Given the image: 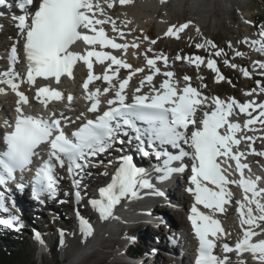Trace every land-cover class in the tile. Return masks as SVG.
<instances>
[{
	"label": "snow or ice",
	"instance_id": "6c2138e0",
	"mask_svg": "<svg viewBox=\"0 0 264 264\" xmlns=\"http://www.w3.org/2000/svg\"><path fill=\"white\" fill-rule=\"evenodd\" d=\"M5 0H0L3 4ZM134 0H18L17 7L21 14L14 16L15 27L18 29L17 40L10 49L9 67L0 72V85H7L18 97L16 101V117L14 122L5 121L9 131L0 136V143L5 147L0 150V212L8 213L6 218H0V226L5 228L23 227L16 215L10 214L6 205L5 191L11 181L16 179L19 171H31V166L37 157L42 162L35 168L31 188L33 198L44 203L45 197L54 199L59 192L60 178L56 168H67L73 178V193L65 192V196H74L77 204L83 200L81 179L79 178L88 167L95 166L94 158L110 151L117 144L136 145V151L143 157L153 156L157 164L152 169L160 182L169 180L174 174L184 173L188 168L185 158L191 160L190 184L187 189L194 196L195 203L191 207V221L194 233L199 241L198 255L195 264H233L229 253H251L253 258L264 264V238L253 240L264 235V187L258 182L262 177L251 175L249 164L242 163L248 155L255 154L264 157V150L254 147L258 141H264V136L257 137L255 127L259 124L264 129V101L255 98L241 102L234 97L227 100L219 96L207 97L190 83L191 78L183 77L185 86L179 87L178 82L172 83L169 78L173 71H163L158 62L166 68L169 57L163 52H155L153 47L157 38L143 35L128 41L126 37L134 29L124 30L131 20L118 23V18L110 14L116 6L132 4ZM163 3L164 0H161ZM191 21L170 24L163 37L179 39ZM110 27V33H109ZM199 32V29H196ZM259 39L245 38L238 43H245L257 53L264 54V27L257 33ZM122 41V42H118ZM23 41L22 50L27 64V72L16 71L19 62L17 45ZM144 41L149 46L144 51L149 74L140 80L131 98L126 89L132 77L143 73V67L134 68L126 59L128 49H139ZM84 47L81 49L80 45ZM196 49L208 50V56L187 55L175 56L176 61L186 60L199 68L206 64L207 68L216 73V82L225 80L220 73L217 60L223 57V63L233 69L239 68L245 77L252 73L247 68L232 63L228 52L212 41L205 39L195 44ZM107 49V50H106ZM228 49L236 57L246 55L233 48L231 41ZM113 50L121 55L113 54ZM153 55L149 57L147 54ZM135 54V53H134ZM82 62L86 65L87 76L83 82L86 99L90 102L88 112L96 113L102 105L101 97L112 94L107 99V107L95 116L86 119L75 130L67 132L66 127L74 124L64 112L57 114L51 111L48 116L33 115L24 111V105L29 104V98L20 90L21 84L35 86L37 77L54 78L57 83L61 77L74 78V68ZM107 62V63H106ZM94 63L105 66L102 74L94 73ZM253 67L260 70L264 76V60L252 62ZM121 70H127L128 75L120 78ZM162 74L166 77L156 87L154 76ZM202 79V78H201ZM106 82L107 87L90 88L93 82ZM230 82V81H229ZM149 86L147 93L142 92L145 84ZM259 89H252L245 96L264 95V81L257 80ZM207 87V85H201ZM6 93L0 87V94ZM35 98L45 108L49 102H60L64 94L47 85L37 87ZM68 106L74 100L73 95L66 97ZM211 100L209 104L208 101ZM238 110V111H237ZM200 113L201 115H198ZM243 114L245 119L241 124L238 117ZM84 116L81 113L76 120ZM230 161H234V167ZM100 163H103L101 161ZM111 180L106 186L99 188V198H91L88 204L99 214L101 220L114 218V209L122 200L136 199L142 189L150 190L154 196H163L152 182L148 169L138 166L132 155H121L117 158ZM113 164L112 160L108 165ZM231 169V171H229ZM248 170L246 175L245 170ZM233 173H239V178H230ZM107 175V172L104 173ZM229 185H238L243 190V199L232 200L233 193ZM22 189V183L17 184ZM235 203L240 217L242 236L236 239L234 245L224 239L227 235L221 227V222L213 215L200 211L198 205L212 213H226V205ZM79 231L87 238L94 232L91 222L79 216ZM36 239L43 243L40 234ZM135 241V237L129 238ZM63 244V232H61ZM219 248L224 255L214 253ZM237 264H245L238 260Z\"/></svg>",
	"mask_w": 264,
	"mask_h": 264
},
{
	"label": "rangeland",
	"instance_id": "374dc122",
	"mask_svg": "<svg viewBox=\"0 0 264 264\" xmlns=\"http://www.w3.org/2000/svg\"><path fill=\"white\" fill-rule=\"evenodd\" d=\"M235 1V3L230 4L223 0L221 6L218 4L213 7L212 10H208V15L205 20L199 18L196 12L191 9L190 0H185L181 7L169 3L166 7L161 9L158 17H161L162 15L165 16L166 12L170 10L171 18L168 20L169 25L184 23L187 21H191L192 24L183 34H181L179 39H176L175 37H163L164 31L163 33L158 32V27L154 22L149 24L147 35L150 38L160 37L156 44L157 50L154 51L163 52L164 54L169 55L170 59L174 62V69L177 70L175 73L179 79H183V77L187 75L199 84L205 81L207 83V92H218L226 95L236 94L237 96L241 97L243 101L245 93L253 89L252 87L248 86V84L252 81L253 76L256 74L261 76L260 70L253 67L252 62L256 60H264V54L257 53L256 51L252 50L248 44L238 43V41L244 40L251 34H254L255 37H258L257 33L260 28L255 29L253 26V20L258 21L260 25L263 24L264 0ZM218 7H223V9L221 10ZM197 28L199 29V32H197ZM10 30L11 29L9 25H4L2 34L0 35V42L3 41L6 44L4 46L6 47L5 49H8L10 45ZM139 37L142 38L141 35ZM205 39L212 40L218 46V48H224L228 52V56L232 63H235L242 68H247L252 73V75L250 77H245L239 68L233 69L230 66L225 65L223 63V57L217 58L213 56V58L217 60L220 73L225 76V80H223V82H216V73L207 68V66L201 65L199 68H197L193 65H189L186 60H175V56L177 54H180L182 57L191 54H199L207 57L208 50L195 48L196 43H202ZM229 41H231L234 49L241 50L246 55L241 57L234 56L233 52L228 49ZM146 42L148 43V41ZM147 47L148 46H144L143 50L145 51ZM144 51L139 52L142 60H144ZM148 55H153V53L149 52ZM182 66H185V68L181 69ZM199 74H201V77L203 78L201 81L199 80ZM261 77L264 78V76ZM254 88H259L257 83H255ZM5 111L6 110L3 108V114ZM259 142L263 143L264 146V142ZM175 191L177 194L181 192L178 188ZM70 199L71 195L53 203L52 206H50L51 209H43V214L47 219L49 218V220L51 218L50 215L54 213L52 217L55 218L54 220L52 219L51 222L55 223V227L61 225L60 229L66 230V232L63 233V244H61V235H58V231L56 233L50 229L48 224H45L44 229L46 232H48V230L50 231L48 235L47 250L44 255L39 256L36 244L33 240H31V235L29 233V228L31 229L32 226L30 227V225H25L19 230V232H21V237H23V250L22 258L19 262H17V264H120L121 260L119 259L123 257V254L120 252H123L122 249L127 244H129V250L132 243L133 244L131 245V248L132 246H136V244H134L135 241L133 242L129 238H136V236H138V231L142 227L147 228L152 233H156L157 231L155 238L161 240L165 245L168 244L165 224L163 227L161 224L159 228L155 230V232L152 231L154 229H152L153 225L151 224V226L148 224H141L137 229L129 230L121 227L116 229L118 231L117 233H110L108 236L105 235L103 242L90 249L86 256L72 260V253L77 250L86 240L83 239L82 234L76 228L72 219L69 216L62 214L63 211H69V209H72V203L70 202ZM155 211L167 213L171 219L180 222V219L177 218L178 215L174 210H168L159 204V207H157ZM55 237H57L56 244L55 246H52V242ZM113 241H116V245L114 248H109L108 245ZM8 244L9 246H14V243L11 241L8 242ZM139 244H141V241ZM150 259L151 258H147L145 264H152L153 260ZM164 259L166 260L167 258L159 257L156 259V261H154V264H162Z\"/></svg>",
	"mask_w": 264,
	"mask_h": 264
},
{
	"label": "bare ground",
	"instance_id": "6f19581e",
	"mask_svg": "<svg viewBox=\"0 0 264 264\" xmlns=\"http://www.w3.org/2000/svg\"><path fill=\"white\" fill-rule=\"evenodd\" d=\"M9 1V0H7ZM227 3H235V0H224ZM185 0H164V2L162 3L161 0H134V2L132 4L129 5H125V6H116L113 10H111L110 14L113 15L114 17L118 18V23L122 22L124 20H131V24H128L125 26L124 30L127 32L128 29H134L133 32H131L126 39L128 41H131L133 39V37H137V36H143V35H147L148 32V28H149V24L154 22L156 24V26L158 27V32H162L165 31V29L168 27L169 25V18H171V12L170 10L168 12H166L165 16H161L158 17L160 11L162 8L166 7L169 3H172V5L175 6H182L184 4ZM223 0H190V7L191 9H193L196 14L198 15L199 18L205 20L207 18L208 15V10H212L213 7H215L216 5H220L222 4ZM118 3V0H117ZM217 3V4H215ZM1 5H3L4 7H6L7 5L5 4H0V8ZM172 7V6H171ZM170 7V8H171ZM174 8V7H173ZM219 8V7H218ZM219 9H223V7H220ZM1 16V15H0ZM3 18H1L0 20H2ZM194 19V18H193ZM3 23L0 24V35L2 34V27H4V25H9L10 28L12 30H15V25L13 24L12 20L9 21H2ZM1 23V22H0ZM168 24V25H167ZM18 31V29H17ZM109 31H110V27H109ZM140 34V35H139ZM148 36V35H147ZM13 42L10 43V45H12ZM5 42L1 41L0 42V52L1 51H5ZM144 46H149V44L144 41L141 44V47L139 49H132L131 47L128 49L127 52V56L126 59L133 63V67L137 68V67H142L145 65V62L141 59V55H139V52H143V47ZM80 48H83V45H80ZM156 50V48L154 49ZM115 53L119 56L121 55L120 52L115 51ZM135 53V54H134ZM213 58V57H212ZM6 62H4V60H0V67L4 70H6L9 66L5 64ZM172 64V62L169 59V65L168 67H164L163 64H161V69L162 72L163 71H171L169 70V66ZM206 66V64H204ZM104 67L102 65L99 64H95L94 65V70H95V74H102L104 71ZM76 70H78L81 75L77 76V78L74 80L73 83H70L68 86L69 89V93L71 95H73L74 100L71 102V105L68 106V104L65 105L66 102V97L68 94H66L64 97L65 99L55 108L58 111H69V113L67 114V116L73 120L76 121V117L80 116L81 113L84 114V119L87 116V107L85 106V103L88 102V100L86 99V94H85V90L83 89L82 85L84 80L86 79L87 76V68L86 65L83 64L82 62H79L76 67ZM123 70H121L122 72ZM120 72V73H121ZM143 76H139L138 74L134 75L133 78V82L132 84L129 86V89L126 90L128 96H132L133 91L137 88L140 87V80L142 79ZM42 78H38L37 79V83L38 80H41ZM165 79V77L162 74H157L154 76V81L153 83L155 84L156 87H159V85H156L157 81H163ZM44 81V80H43ZM160 82V83H161ZM37 83L35 86L29 87L27 84H21L20 90L21 91H27L30 95L31 98L34 99L35 98V90L37 88ZM66 81L64 78H61L59 83H54V82H50V81H44V85H47L49 87H61L62 85H65ZM190 83H192V80H190ZM181 87L185 86V81L180 83ZM100 88L101 90L104 87H107V83L106 82H93V85H90V88ZM258 90V89H257ZM149 91V86L147 84H145V86L142 88V92L147 93ZM7 94H8V99L9 102L14 104L15 101H17L18 97L15 95V93H13L10 89L6 90ZM111 93L108 95H104L101 97L102 100V105L106 103V100L104 97H108L111 98ZM257 99L259 101H264V97L261 94H258L255 97H249L247 99ZM35 102V106L40 108V102L37 101V99ZM33 100H31L32 102ZM65 105L63 107V110L61 109V107ZM2 111V109H0ZM2 115V114H1ZM2 118V117H1ZM0 118V119H1ZM83 119V120H84ZM5 121H9L8 116H4V120L2 122V125H5ZM78 121V120H77ZM1 122V121H0ZM259 129H261L259 127ZM260 133V134H258ZM254 135H256L257 137L260 136H264V132H258ZM254 147L256 148H262V146L257 147L256 144H254ZM264 150V147H263ZM121 151H119V149H115V153H120ZM113 153V151H112ZM247 158L252 161L253 159V154L252 155H248ZM144 162H147L146 159H144ZM105 167H108V163L107 161L103 162ZM252 164V163H251ZM253 165V164H252ZM257 172H261L262 170H264V165H259V166H254ZM144 168L148 169L147 166H145ZM262 177H263V181H264V173H262ZM85 180H87L86 177H84ZM88 181V180H87ZM96 179H94L93 181L89 180L88 182L95 184L96 183ZM185 189H183V191L181 192V194H177V192L175 194H169V201L171 203L174 204H179L180 206L183 207L184 211H183V218H182V223L184 225H190L191 221L189 220V216H190V212L188 207L195 202L194 200V196L189 193L187 191V189L189 188L188 182L184 183ZM264 187V186H263ZM22 198H23V202L20 204V210H15L16 213H18L19 215H23L25 220L27 222H32L34 223L35 221H38V223H46L47 222V218L45 217V215L43 214V209L42 207H40L39 205H33V207L35 208L34 212L28 211L27 207H28V199H24V197L26 198L24 192H21L19 194ZM133 203L134 200H131L130 202L122 205L119 209L120 213L119 217L120 220L117 221L115 218H112L111 220H101L99 217L94 221V223H91L94 227V232L91 236L87 237L86 241H84V243L72 253V260L78 259L82 256H86L88 254V251L90 249H92L93 247H95L97 244H100L101 242H103V238L105 237V235L108 236V234L113 233V230L116 228H125L127 230H129L128 227L123 226L122 224H127L126 222L128 221H123V219L125 220H129L130 218L134 217V207H133ZM15 207V206H14ZM51 209V208H50ZM147 208L141 209V210H146ZM31 213H33L31 215ZM54 214V213H53ZM52 214V215H53ZM156 217L154 218V221L159 224V226L162 224V220H165L166 222H172L171 217L167 214V213H161V212H157V214L155 215ZM160 217H163L160 218ZM168 217V218H167ZM34 218V219H33ZM55 217L50 218L49 221H51L52 219L54 220ZM179 220V219H178ZM125 222V223H124ZM33 225V224H32ZM143 225V223H142ZM58 227H61V225H58ZM155 232V231H153ZM155 234L156 233H152L151 231H149L147 228H141L138 231V235H139V239L141 241V245L144 248L149 249V251H151L152 249L154 250L157 246L164 248L167 245H165L164 243H162L161 240L159 241H155ZM111 237V236H110ZM264 235L260 236V237H255L256 239L259 238H263ZM112 239V238H111ZM151 240V241H150ZM111 241V240H110ZM126 243V240H125ZM43 245V244H42ZM41 245V246H42ZM116 245V241L111 242L108 247L109 248H114V246ZM42 250H45L44 247H42ZM126 251V249H125ZM43 253V251H42ZM120 254V253H118ZM191 258L190 254L185 253L183 255V259L186 261H189ZM147 258L142 260V257L140 258H136L133 255H124L120 261V264H145ZM171 261V260H170ZM123 262V263H122ZM163 264H169L167 262H163ZM172 264H175L172 262Z\"/></svg>",
	"mask_w": 264,
	"mask_h": 264
},
{
	"label": "trees",
	"instance_id": "16d2710c",
	"mask_svg": "<svg viewBox=\"0 0 264 264\" xmlns=\"http://www.w3.org/2000/svg\"><path fill=\"white\" fill-rule=\"evenodd\" d=\"M10 241L14 243V246H9L8 242ZM142 249L143 247L138 245L132 247L130 252H138ZM22 250L23 237H21V232L0 227V264H17L22 258Z\"/></svg>",
	"mask_w": 264,
	"mask_h": 264
}]
</instances>
